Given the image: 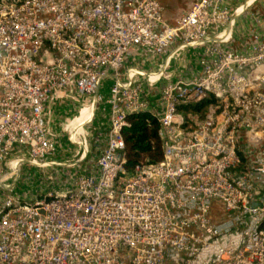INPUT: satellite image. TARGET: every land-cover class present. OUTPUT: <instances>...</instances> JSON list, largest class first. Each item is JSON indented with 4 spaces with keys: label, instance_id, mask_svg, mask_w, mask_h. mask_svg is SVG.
<instances>
[{
    "label": "built area",
    "instance_id": "obj_1",
    "mask_svg": "<svg viewBox=\"0 0 264 264\" xmlns=\"http://www.w3.org/2000/svg\"><path fill=\"white\" fill-rule=\"evenodd\" d=\"M84 104L96 150L60 162ZM144 111L163 158L129 168ZM20 149L64 167L43 198L7 183ZM0 264H264V0H0Z\"/></svg>",
    "mask_w": 264,
    "mask_h": 264
},
{
    "label": "rangeland",
    "instance_id": "obj_2",
    "mask_svg": "<svg viewBox=\"0 0 264 264\" xmlns=\"http://www.w3.org/2000/svg\"><path fill=\"white\" fill-rule=\"evenodd\" d=\"M237 35H234L236 37ZM196 55L194 52H190L188 55L183 57V63L186 61H194ZM86 105L84 104V107ZM96 105L92 106V110ZM83 105H74L72 109L57 110L56 116L52 119L53 128L58 133V154L57 158L60 162L79 160L83 156L94 154L96 150V143L94 142V136L92 128L86 130V137L82 136V127L73 126L70 130L73 132H67L63 129L64 122H68L70 118L79 117L81 115L80 109ZM79 115V116H78ZM90 117L92 114L89 115ZM91 152V153H90ZM27 153L24 149L20 151H13L11 156L7 159V173L9 174V180L7 183H11L14 191L29 201L43 198L46 195L49 184V178H57L55 172L63 170V166H37L31 164L25 159ZM15 166L13 167L11 166Z\"/></svg>",
    "mask_w": 264,
    "mask_h": 264
},
{
    "label": "trees",
    "instance_id": "obj_3",
    "mask_svg": "<svg viewBox=\"0 0 264 264\" xmlns=\"http://www.w3.org/2000/svg\"><path fill=\"white\" fill-rule=\"evenodd\" d=\"M127 119L130 125L123 130L126 166L133 168L143 162L161 161L163 151L158 135L159 123L155 116L149 111H144L130 114Z\"/></svg>",
    "mask_w": 264,
    "mask_h": 264
},
{
    "label": "crops",
    "instance_id": "obj_4",
    "mask_svg": "<svg viewBox=\"0 0 264 264\" xmlns=\"http://www.w3.org/2000/svg\"><path fill=\"white\" fill-rule=\"evenodd\" d=\"M195 0H160L164 7V17L170 24H174L176 20L185 13ZM133 65L137 66L142 71H148L146 61L140 59Z\"/></svg>",
    "mask_w": 264,
    "mask_h": 264
},
{
    "label": "bare ground",
    "instance_id": "obj_5",
    "mask_svg": "<svg viewBox=\"0 0 264 264\" xmlns=\"http://www.w3.org/2000/svg\"><path fill=\"white\" fill-rule=\"evenodd\" d=\"M92 107L89 106H85L83 107V109L81 110V115L79 117H77L76 119H74V121L72 122L74 126H77L79 128H83V124H85L86 122L89 121L90 119V114H92ZM73 127V126H71Z\"/></svg>",
    "mask_w": 264,
    "mask_h": 264
}]
</instances>
